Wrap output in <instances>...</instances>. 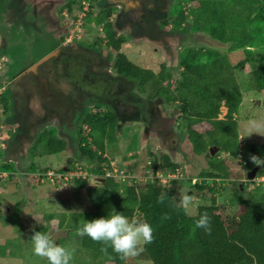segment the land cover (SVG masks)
Instances as JSON below:
<instances>
[{"label":"rangeland","instance_id":"obj_1","mask_svg":"<svg viewBox=\"0 0 264 264\" xmlns=\"http://www.w3.org/2000/svg\"><path fill=\"white\" fill-rule=\"evenodd\" d=\"M64 1L19 0L20 8H15L17 13H12L10 0H6L3 10H0V95H4L8 103L6 109L0 104V161L13 163L22 171L27 166L29 168L32 162L40 169L47 167L48 170L46 173L32 172L33 179L38 183L30 180L27 173L17 171L16 167L15 171H6V175L0 179V264H46V260L33 254L32 241L28 239L30 229L44 223L48 225L51 235L60 228L75 232V228L65 225L67 219L73 214L77 216L79 212L93 209V185H97L100 179L91 178L84 189L76 190L72 179L78 172L74 171L75 168L68 169L70 163L75 164L73 161L78 160L74 150L78 132L71 124H75L74 119L81 115L83 109H110L116 114L119 139L107 142L103 154L109 159L110 168L116 171L111 174L112 177L134 184L155 181L162 186H169L175 180L174 199L180 193L192 195V214L199 205L208 203L210 197H214L217 213L222 220L240 213L242 206L238 203V196L247 197L258 184L264 182V177L257 174L256 169L250 173L243 167V151L234 157L236 168L231 166V177H200V171L209 168L208 157L201 155L194 158L190 152L191 144L183 131L181 115L178 110L174 111V108L177 109L176 103H165L162 98L149 100L148 103L137 92L131 79L119 77L111 67L115 51L107 50L101 43L105 58L101 60L97 56L98 51L96 54L86 47L88 43L103 37L99 26L87 24L84 19L83 13L88 10L91 0H83L82 8L73 13L62 12ZM208 1L213 4L219 0ZM185 2L165 0L166 14L156 19L149 15L152 21L147 29L149 27L148 31L153 30V33L146 32L148 35L143 37L131 36L127 28L117 29V33L125 35L127 39L121 52L133 63L155 71L159 70L161 62L165 63L171 73V87L177 94L180 93L178 59L184 49L212 48L223 53L228 50L227 43H220L205 32L191 29L190 11L195 6L198 10L200 8L196 2ZM262 3L264 0H258L256 12L262 10ZM179 5H183L189 16L181 27L175 29L170 20V11ZM93 7L94 11L99 9L97 2ZM33 8L39 14L37 18L33 15ZM35 25L38 31H34ZM55 48H59L57 55H51L39 63L42 66L38 70L47 82L38 78L35 72H25ZM250 49L255 61H264V44ZM241 51L238 49L228 53L234 64L243 56ZM253 67L254 64L246 63L243 69H234L242 88V101L235 114L239 150L249 144L264 145V136L255 133L248 136L246 130L247 121H264V88L257 90L252 83ZM20 74L24 80L17 85L16 76ZM225 113L226 107L222 104L218 118H223ZM208 127L205 122L196 126L199 130ZM46 128L56 129L60 137L65 135L66 148L46 156L29 157L30 146L40 131ZM87 131L84 127L83 132ZM139 144L140 158L135 162L131 155L137 151L135 149ZM149 145L154 151L166 152L177 162L178 173L163 168L153 170L147 158ZM210 147L212 156H227L215 146ZM124 156L128 158L124 159ZM85 163L83 160L82 164ZM107 164L101 163L104 173L109 170ZM258 167L260 170L264 165ZM65 168L68 170L59 171ZM262 172L264 174V169ZM88 173H83L82 177H87ZM202 179H205L207 187L197 191L195 182ZM61 220L62 227L58 228ZM57 241L59 245L75 249L71 264H94L78 255V237L64 235ZM132 264L152 262L136 257Z\"/></svg>","mask_w":264,"mask_h":264},{"label":"trees","instance_id":"obj_2","mask_svg":"<svg viewBox=\"0 0 264 264\" xmlns=\"http://www.w3.org/2000/svg\"><path fill=\"white\" fill-rule=\"evenodd\" d=\"M185 1L196 2L201 10L199 11L196 6L191 9V29L205 32L220 43H227L228 50L223 53L212 48L184 49L178 59L179 94L174 93L171 87V73L165 63L161 62L159 70L155 71L133 63L121 52V47L126 44L127 39L125 35L117 33L115 25L109 19L114 9L109 4L104 5L101 0H91L88 10L84 13V19L87 24L99 26L103 37L88 43L86 47H90L95 53L98 51L96 54L101 60L105 59L103 49L100 48L101 43L107 50L115 51L111 67L119 77L131 79L137 87V92L142 94L148 103L149 100L154 101L158 98H162L165 103H176L183 131L191 144L190 152L194 158L201 155L208 157L209 168L201 170L200 177L224 179L231 177V166L236 168L233 163L234 157L241 151L245 162L244 168L247 172L252 171L255 164L250 160V156L263 158L264 145L249 144L239 150L235 114L242 101V88L234 69H243L246 63L254 64L251 81L257 90L264 88V61L262 59L255 61L250 51L252 46L264 44V4L262 3V10L256 12L258 0H219L213 4L208 0ZM82 2L83 0H65L63 7L68 13L77 12L82 8ZM96 2L99 9L94 11L92 8ZM188 16L183 5L172 9L170 11L172 26L175 29L181 27ZM163 23L165 24V21ZM238 49L242 50L243 56L234 64L228 53ZM0 104L5 109L8 106L4 95H0ZM222 104L226 107V113L223 118H218ZM74 122L75 124L72 122L71 125H75V131L78 132L74 147L78 160L73 161L76 166L70 163L68 169L80 167L85 172L89 171L87 177L79 176L72 179L74 189L82 190L91 178L94 179V175H100V171L104 173L101 163L107 162V169H110V161L103 154L107 142L119 139L118 125L116 114L110 109L103 111L83 109ZM200 122L207 123L209 127L205 130L197 129L196 126ZM84 127L88 129L87 132H83ZM65 138V135L60 137L56 129H43L31 146L30 156L40 157L64 150L68 144ZM136 139L137 137L134 138L135 141ZM138 142L140 143L139 140ZM210 146H215L227 156L224 158L212 156ZM139 148L140 144L135 149L136 153L133 152L131 155L132 158H140ZM127 158L124 156V159ZM147 158L153 170L163 168L178 173L179 164L166 152L154 151L149 145ZM83 160L87 166L82 164ZM31 169L38 173L47 171V168L40 169L35 163H32ZM263 169L257 171V174L260 173L264 177ZM0 171H15L14 165L0 161ZM59 171L65 172L63 169ZM174 182L175 180L171 181L169 186H162L155 181L134 184L121 182L112 176H104L103 182L93 185L94 196L91 201L93 209L79 212L77 216L73 214L74 217L70 216L65 225L73 229L83 220L106 217L115 210L130 219L137 216L139 219L147 220L152 225L154 240L139 256L141 259L150 260L152 264H264V182L258 184L247 197L238 196V203L242 206L241 212L226 217L225 220L217 213L218 207H215L214 197H210L208 203L199 205L192 215H185L175 208ZM195 186L197 191H203L207 187L205 179L196 181ZM163 192H166L167 196L165 202L161 204L158 197ZM204 212L211 218V235H206L203 230L195 228V219ZM165 214L171 218L163 219ZM62 221L58 228L62 227ZM34 231L49 233L48 225L40 223L31 228L28 239L31 240ZM77 242L78 255L87 258L90 263L107 264L108 258L101 252L103 247L101 243L94 242L87 236L78 237ZM108 252L112 256L111 264H125L111 248ZM45 263L47 264V261Z\"/></svg>","mask_w":264,"mask_h":264},{"label":"clouds","instance_id":"obj_3","mask_svg":"<svg viewBox=\"0 0 264 264\" xmlns=\"http://www.w3.org/2000/svg\"><path fill=\"white\" fill-rule=\"evenodd\" d=\"M246 130L249 132L248 136L253 133L264 136V121L249 120L246 122ZM250 160L255 166L264 165V159L255 155L250 156ZM244 165L245 162H243V167ZM113 170L109 169L110 172H114ZM257 171L259 170L256 169ZM249 172L251 173V171ZM253 174L255 173L253 172ZM93 178L103 182L101 179H104V173L102 174L100 171V175H94ZM166 196V192L161 193L158 202L163 204ZM193 203L192 195L180 193L175 200V208L181 210L185 215H192ZM170 218L167 214L163 217L165 220ZM195 228L203 230L206 235H211L212 222L207 212L199 214L195 219ZM153 231L152 225L147 220L130 219L122 213L112 210L106 217L90 221L83 220L76 225L74 235L87 236L92 241L101 243L103 245L101 252L108 258L107 264H111L112 261V256L108 252L109 248L125 264H132L133 259L142 255L147 246L153 242ZM31 241L33 254L46 260L47 264H71L75 249L57 244V240L55 241L50 233L34 231Z\"/></svg>","mask_w":264,"mask_h":264},{"label":"flooded vegetation","instance_id":"obj_4","mask_svg":"<svg viewBox=\"0 0 264 264\" xmlns=\"http://www.w3.org/2000/svg\"><path fill=\"white\" fill-rule=\"evenodd\" d=\"M4 1L6 2V0H0V10L1 11L4 8ZM1 2H3V4H1ZM18 2L19 0H10L9 4H11L13 9L20 8L18 5ZM64 2L63 4H65ZM101 2L104 5L109 4L110 6L112 7L114 6L116 8V9L114 8V11L109 17L110 21L115 25L116 29L121 28L123 30L124 28H127L128 29L127 33L135 37H140L141 35L143 37L145 34H147L146 32L151 31V30L148 31V29H150L149 27L147 29V26L151 24V21H152L149 18V15L153 16L152 19H156L159 17H164V15L166 14L164 11L165 10V0H101ZM63 6H62V12H67V10ZM13 9L11 10L12 13L13 12L17 13L18 10L15 9V11H13ZM33 11H34V8H33ZM33 13H34L33 15L37 18L39 14L35 11ZM36 27L37 26L35 25L34 31H38V28ZM151 32L153 33V30ZM29 44L30 43L27 44L28 45L27 47L30 49L31 46ZM29 49L27 50L26 53H28ZM53 51H55L53 55H57L59 48H55L54 50L52 49L49 52L51 53ZM41 66L42 64L41 65L37 64L33 69H31V66H30L29 68L25 70V72L26 73L35 72L38 78L45 80L46 79L45 76L40 73V70H38L39 67ZM20 75L16 76L17 85L21 84L22 81L24 80L23 76L22 75L20 76ZM45 82H47V79ZM45 84L47 86V83ZM255 167L257 168V170H259L258 166H255Z\"/></svg>","mask_w":264,"mask_h":264},{"label":"water","instance_id":"obj_5","mask_svg":"<svg viewBox=\"0 0 264 264\" xmlns=\"http://www.w3.org/2000/svg\"><path fill=\"white\" fill-rule=\"evenodd\" d=\"M55 53V51L45 55L44 57H42L38 62H36L33 66H31V69H33L37 64L43 62L44 60H46L47 58H49L51 55H53ZM176 108H174V111L176 112ZM212 147H210V153H212ZM103 179H101L102 181ZM64 235H68L69 237H74V233L71 231H66L65 229H58L56 230L54 233H52V236L54 237L55 241L60 238L63 237Z\"/></svg>","mask_w":264,"mask_h":264},{"label":"crops","instance_id":"obj_6","mask_svg":"<svg viewBox=\"0 0 264 264\" xmlns=\"http://www.w3.org/2000/svg\"><path fill=\"white\" fill-rule=\"evenodd\" d=\"M61 123H62V122H61ZM61 123H60V124H61ZM40 132H41V131H40ZM145 137H146V135H145ZM35 140H36V139H35ZM33 143H34V142H33ZM32 145H33V144H32ZM32 145H31V146H32ZM31 146H30V149H31ZM138 146H139V145H138ZM140 148H141V147H140ZM30 149L28 150V151H29V153H28V154H29V157H31V156H30ZM45 156H46V155H45ZM134 159H135V162H138V157H135ZM32 163H34V162H32ZM12 164H13V163H12ZM31 165H32V164L29 165V166H30L29 168H28V166H27V169H24L23 171L20 170L19 168H17V167H16L17 165H14V169H15V167H16V168L18 169L17 171H20V172L22 171V172H24V173H27V175H29V177H30V180H32V181L34 180V181H33L34 183H38V181L35 180V179H33V176L31 175L32 172H34V171L31 169ZM38 167H39V166H38ZM46 168H47V167H46ZM65 169H66V168H65ZM65 169H64V170H65ZM254 169H257V168L255 167ZM258 169H259V168H258ZM36 173H38V172H36Z\"/></svg>","mask_w":264,"mask_h":264},{"label":"built area","instance_id":"obj_7","mask_svg":"<svg viewBox=\"0 0 264 264\" xmlns=\"http://www.w3.org/2000/svg\"><path fill=\"white\" fill-rule=\"evenodd\" d=\"M83 14H84V13H83ZM74 171H75V172H78V175L75 176V177H79V176H82L83 173H87V172H85L83 169H81L80 167H77L76 169H74ZM113 171L116 172L115 169H114ZM111 174H114V173H113V172H110L109 170H107V171L104 173V176H111ZM5 175H6V171H0V179H2L3 176H5Z\"/></svg>","mask_w":264,"mask_h":264}]
</instances>
